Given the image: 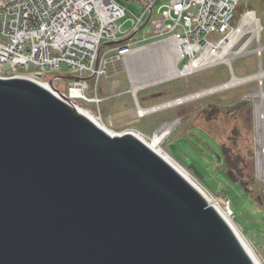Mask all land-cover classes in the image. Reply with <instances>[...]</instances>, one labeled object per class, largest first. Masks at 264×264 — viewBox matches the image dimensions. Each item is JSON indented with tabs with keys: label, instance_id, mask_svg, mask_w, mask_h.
Masks as SVG:
<instances>
[{
	"label": "water",
	"instance_id": "95a60500",
	"mask_svg": "<svg viewBox=\"0 0 264 264\" xmlns=\"http://www.w3.org/2000/svg\"><path fill=\"white\" fill-rule=\"evenodd\" d=\"M64 78L0 77V264H256L197 186Z\"/></svg>",
	"mask_w": 264,
	"mask_h": 264
},
{
	"label": "rangeland",
	"instance_id": "374dc122",
	"mask_svg": "<svg viewBox=\"0 0 264 264\" xmlns=\"http://www.w3.org/2000/svg\"><path fill=\"white\" fill-rule=\"evenodd\" d=\"M165 1L161 0L155 9ZM121 2L129 10L116 21L118 30L122 32L131 27L135 16L142 15L145 6L137 0ZM247 9L254 10L259 19L261 44L264 45V0H241L232 21L233 26L238 25L240 14ZM146 17L147 15L143 22ZM238 28L232 41L234 45L231 44L226 52V60L189 75L136 90L135 94L129 90L123 71L108 77L102 76L97 87L99 95L103 91L107 94L104 100L98 106L81 100L78 103L96 117L100 115L101 121L113 132L134 130L150 141L155 133L167 127L168 133L160 143L161 147L227 213L264 264V183L258 178L257 164L264 144V76L252 78L260 70V62L263 68L261 70H264V50L259 60L252 51L256 47L255 42L244 49L243 44L249 34L242 30V26ZM154 40L156 38L151 37L149 22L132 38L133 46L145 45ZM109 47L110 44H106L102 52ZM112 54L113 52H109L107 56ZM182 64L183 60L178 66L181 67ZM31 70H35V67L30 66L29 71ZM19 71L25 70L20 68ZM233 75L251 78L240 84L160 108L162 104L192 95L195 91L219 86L233 78ZM117 77L123 81L116 82ZM68 83V78L60 80L59 89L66 91ZM90 83L92 84V80ZM209 103L219 107V112L216 114L214 111L215 114L207 121L206 110L210 107L206 105ZM138 106L158 108L140 115L136 113ZM203 108L204 115L201 110ZM194 111L196 112L193 113ZM203 128L209 135L201 131ZM218 141L229 146L232 156L238 159V166L243 170V175H237L238 182L226 174L228 166L224 159H218V154L222 155L217 146ZM173 144L177 151L171 150ZM241 180L247 181L245 186L248 190L241 185Z\"/></svg>",
	"mask_w": 264,
	"mask_h": 264
},
{
	"label": "built area",
	"instance_id": "2783aa9c",
	"mask_svg": "<svg viewBox=\"0 0 264 264\" xmlns=\"http://www.w3.org/2000/svg\"><path fill=\"white\" fill-rule=\"evenodd\" d=\"M137 1L145 6L144 12L121 32L116 21L129 11L121 0H0V77L32 76L48 83L55 75L69 74L74 78L67 90L57 84L58 89L77 105L81 100L98 106L104 100L98 94L99 78L109 62L123 60L139 48L132 38L145 15L151 37L174 43L177 62L183 60L181 67L176 65L179 77L223 61L227 42L233 44L232 21L241 0H166L156 9L161 0ZM239 17L242 30L249 34L243 47L255 42L252 51L260 60L264 45L259 19L251 9ZM106 44L110 47L102 52ZM109 52L113 54L107 56ZM30 66L35 70L29 71ZM209 89L203 94L217 90ZM257 164L264 183V144Z\"/></svg>",
	"mask_w": 264,
	"mask_h": 264
},
{
	"label": "crops",
	"instance_id": "0c3cea01",
	"mask_svg": "<svg viewBox=\"0 0 264 264\" xmlns=\"http://www.w3.org/2000/svg\"><path fill=\"white\" fill-rule=\"evenodd\" d=\"M175 55L174 43L171 40L156 39L148 44L139 46L123 60H112L109 62L104 76L108 77L123 71L129 84V90L135 94L136 90L176 78L177 76L173 74L172 69L173 62L177 63ZM115 81L123 80L117 77ZM100 96L105 98L107 94L103 91ZM150 107L138 106V108L144 109Z\"/></svg>",
	"mask_w": 264,
	"mask_h": 264
},
{
	"label": "bare ground",
	"instance_id": "6f19581e",
	"mask_svg": "<svg viewBox=\"0 0 264 264\" xmlns=\"http://www.w3.org/2000/svg\"><path fill=\"white\" fill-rule=\"evenodd\" d=\"M147 23V22H146ZM239 26H241L240 23H238V25L236 26L235 32L233 34V36L231 37V41H234L233 37L234 35L237 34V32L239 31ZM227 46L228 48L223 52V55L221 57V60H226L227 57V50L231 47V43L227 42ZM175 54H176V50H175ZM176 56V55H175ZM174 56V57H175ZM176 60L178 61V56L175 57ZM175 64V66H174ZM178 64V62L176 63L175 61L173 62L172 65V69H173V74L175 76H177V71H176V65ZM171 71V70H170ZM264 76V70H259L258 73H256L255 75H252V78H262ZM178 77V76H177ZM29 78L34 79L32 76H30ZM251 77H247V79L245 78H241V77H236L233 76V78L231 79V81L228 84H221L219 86L213 87L214 89H223L226 86H232L235 84H240V82H244L245 80H249ZM35 81L43 84L44 86H46L47 88H50L49 83L41 81L39 79H34ZM60 80L62 79H58L56 80L55 84L57 86V84H59ZM244 80V81H243ZM58 87V86H57ZM210 88L209 90L213 89ZM208 90V89H206ZM216 90V91H217ZM54 93H56L53 90ZM206 93V92H205ZM194 95V96H193ZM202 95V94H201ZM200 96V95H199ZM192 97H196V94H192L186 97H182V98H178L173 100L174 102H168L165 104L160 105V108L163 106H168L170 104H176V103H180L181 101L187 100L189 98ZM72 101V100H71ZM73 102V101H72ZM75 105H77V103H75ZM77 107L82 110L84 113H86L91 119H93L95 122H97L102 128H104L107 131H111L109 130V128L95 115H93V113H90L88 110H85L83 107H81L80 105H77ZM158 107H154V108H149V109H144V108H138V112L137 114H144L147 111H152L157 109ZM134 131V130H133ZM113 132V131H111ZM136 133V135L140 136L141 138H143L154 150H156L159 154H161L170 164H172L173 167H175L183 176H185L192 184H194L195 186H197L199 188V190L203 193V195L216 207V209L221 213V215L230 223L231 227L233 228V230L235 231V233L237 234L243 248L246 250V252L251 256V258L253 259V261L256 264H262L261 261L259 260V258L257 257V255L255 254V252L251 249V247L249 246V244L247 243V241L245 240L243 234L240 232V230L236 227V225L234 224L233 220L227 215V213H225L220 206L214 202L213 200L210 199V197L208 196V194L203 191L196 183L195 181L190 177V175L188 174V172L184 169V167L180 166L177 162H175L173 160V158L161 147L160 143L162 142L163 138L166 136V134L168 133V129L167 127L164 128L161 132L159 133H155L152 138L150 139V141L146 140L145 137L137 131H134Z\"/></svg>",
	"mask_w": 264,
	"mask_h": 264
},
{
	"label": "trees",
	"instance_id": "16d2710c",
	"mask_svg": "<svg viewBox=\"0 0 264 264\" xmlns=\"http://www.w3.org/2000/svg\"><path fill=\"white\" fill-rule=\"evenodd\" d=\"M206 106L210 107V109L206 110V113L208 112L207 115H206L207 116V121H208V120H210L209 117L212 116L214 111H216L215 112L216 114L219 112V107H217L216 105H212L211 103H209ZM211 106H212V108H211ZM201 110H202L203 115H204L205 109L203 108ZM196 111H194L193 113H195ZM189 123H191V120H190ZM201 131L203 133L209 135V133L207 131H205L204 128ZM217 146H218L219 150L222 152L221 156L218 154V159L219 160L224 159V162L228 166V170L226 171V174L228 175V177L230 179H232L233 181L238 182L239 180L237 178V175H243V170L241 169V167L238 166V159H236L235 156L234 157L232 156V151H230L229 146H227L224 142H219V144H217ZM171 150H173V151L176 150L177 151V148H176V146L174 144L171 146ZM240 183L246 190H248L247 186H245V184L247 183L246 180H241Z\"/></svg>",
	"mask_w": 264,
	"mask_h": 264
}]
</instances>
